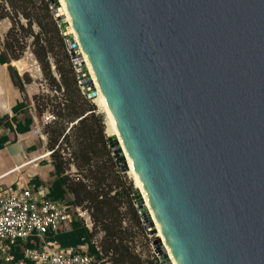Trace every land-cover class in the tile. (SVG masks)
<instances>
[{"label":"water","instance_id":"95a60500","mask_svg":"<svg viewBox=\"0 0 264 264\" xmlns=\"http://www.w3.org/2000/svg\"><path fill=\"white\" fill-rule=\"evenodd\" d=\"M48 2L162 264H264V0Z\"/></svg>","mask_w":264,"mask_h":264},{"label":"trees","instance_id":"16d2710c","mask_svg":"<svg viewBox=\"0 0 264 264\" xmlns=\"http://www.w3.org/2000/svg\"><path fill=\"white\" fill-rule=\"evenodd\" d=\"M10 20L11 28L9 29L4 45V51L0 55L2 64H11L13 60H19L26 51L23 39L32 36L34 38L35 49L34 53L42 65V69L47 76L51 86L57 92L62 93V99L51 102H42L43 96L35 95V109L42 115L47 109L48 105L54 108L55 116L58 121H51L46 126L51 127L54 124L55 129L51 130V143L49 146L54 151L53 166H54V180L50 185L49 198L55 201L68 200L69 204L82 206L88 205L89 211H92V218L95 225H101L104 238L101 245L103 255L97 252L94 244V231H90L79 220H74L70 231H63L48 240L54 241L57 245L63 248H77L78 246L88 245L91 255H96L101 264H106L105 259L110 256L111 264H144L142 259L133 251L126 243L122 236V218L120 217L119 199L123 194L113 192L112 188L108 189L105 186L107 181V174L111 171V166L114 162L108 150V141L105 134V127L103 125V117L96 120V106L90 99L84 95L82 88L78 84L77 77L73 69L70 74L66 75L63 70L59 69L61 75V82L58 83L53 77L51 68L47 61L48 50L43 43L41 35L46 30L44 21L47 20L53 26V31L58 35L61 44L65 46L63 36L61 37L59 26L51 14L48 0H0V21ZM26 21V24L23 23ZM41 29V32L34 35L32 31L33 25ZM28 27V28H26ZM19 32L25 33L22 39L19 37ZM9 52V53H8ZM11 52V53H10ZM10 72L14 84L25 92V85L22 83V78L15 68L10 66ZM25 84L31 83V78L27 74L23 76ZM49 101V100H48ZM26 102L19 103L15 108V112H20L27 109ZM42 121V120H40ZM3 119H0V126H5L6 133L0 136V150H3L8 144L15 143L18 134H26L31 131L34 124L32 116L19 121L16 117L12 122H7L4 125ZM76 123V124H75ZM2 124V125H1ZM73 125L71 128L70 126ZM68 131V133H66ZM11 134L14 141H11ZM74 137V142L70 139ZM62 139L61 144L57 150L55 146ZM65 142L73 148L70 153L73 157V165L77 170L84 172V179L95 180V187H91L84 179L72 181L66 175L65 162L62 155H60L59 148ZM31 151L36 148L32 146ZM97 158H103L104 163H101ZM111 164V166H109ZM33 183L38 187L43 185L39 178H35ZM72 195L73 198H69ZM136 216V213L133 212ZM38 245V241L30 242L17 250L13 251L16 261L23 260V251L25 248H31Z\"/></svg>","mask_w":264,"mask_h":264},{"label":"rangeland","instance_id":"374dc122","mask_svg":"<svg viewBox=\"0 0 264 264\" xmlns=\"http://www.w3.org/2000/svg\"><path fill=\"white\" fill-rule=\"evenodd\" d=\"M50 10L51 14L53 15L54 19L56 20L57 14L54 13V10L52 9L51 4ZM10 23L11 28V22L10 20L6 19ZM23 23L26 24V21L23 20ZM57 23V22H56ZM44 25L46 26V30L43 31V34L41 35V38L43 39L44 45H46L48 50V56L47 61L49 63V66L51 68V72L53 77H55L56 81L58 83L61 82V75L59 72L60 70H63L66 75L70 74V70L73 69L75 72V75L78 80V84L80 85V76L77 73L76 64L70 55V52L67 47V43L65 42L64 36L60 30L61 37L63 36L64 39V45L61 44L62 41L58 38V35L53 31V26L49 23V21L45 20ZM58 25V24H57ZM28 28V27H26ZM60 29V28H59ZM32 31L34 32V35L41 32V29L34 23ZM25 33L19 32V37L22 39L25 37ZM4 41H6V36ZM24 46L26 47V51L21 56L19 60H13L14 67H17L16 71L19 70L22 73L20 76L22 78V83L25 84L23 80V76L27 74L29 78H31V83L28 86L29 95L31 97L29 98L26 94L24 102L28 104V107L26 109V117L33 116L36 119V122H34L31 133L29 137H33V141L35 143L34 147L36 148L35 151L28 152L27 149H25V143L24 140H20L19 142L10 143L6 149L0 151V174H3L4 172L23 164L24 162L33 161L32 159H35L34 157H39L40 160L29 165L23 166L20 170L12 174L11 176L4 178L3 183L9 184L11 181L16 180L19 177V180H22L23 182L25 179H30L31 175L34 174V172H37L36 174L40 175L43 180V185L50 187L54 180V166H53V155L52 153L54 151L51 150V147L49 144L51 143V130L55 129V126L53 123H51L50 126H46L44 122L49 121H58V119L55 116L54 108L52 105H48L47 109L40 115L37 110L35 109V102H34V96L40 95L43 96L45 100L40 99L42 102H55V100L62 99V93L64 92H57L54 90V88L51 86V83L48 81L47 76L45 75L42 65L40 64L39 60L37 59L34 49V38L32 36H29L28 38L23 39ZM5 45V42H4ZM9 53V52H8ZM11 53V52H10ZM19 69V70H18ZM71 76V74L69 75ZM90 99V98H89ZM49 100V101H48ZM90 101L96 106V120H100V117H103V125L105 127V134L106 136H112L110 134V127L108 125V119L105 114L104 109H102L96 102L90 99ZM52 103V102H51ZM42 120V121H40ZM39 124V125H38ZM71 128V126H70ZM68 133V131L66 132ZM4 134V133H3ZM2 134V135H3ZM11 141H14L13 135L10 137ZM18 138H16V141ZM74 137L70 139V142H74ZM62 139L58 142V145L55 146L54 150H57L59 145L61 144ZM108 150L110 152V156L114 162L113 166H111V171L107 174V181L105 183V186H108L109 188H112L113 192L112 195L116 192H120L123 194V197L119 199V206H120V217L122 218V231H123V237L125 239V243L133 250L135 253L142 259L144 264H162L160 260V251L157 247L158 237H157V230H153V228L149 225V223L145 220V218L141 215L139 211L140 204L139 201L134 196V190L136 188L135 181L133 179L132 174L130 173V170L123 171L122 165L118 164L115 157L113 156V151L109 147L108 143ZM30 151V149H29ZM60 155H62L63 161L65 162V168H66V175L70 177L72 181H78L84 179V172H81L76 169V167L73 165L74 160L71 156V152L73 151V148L69 145H66L65 142L61 145V148H59ZM41 156H45V158H41ZM101 163H104L103 158H97ZM47 164V165H46ZM51 165V166H49ZM128 165V163H127ZM129 168V166H128ZM130 169V168H129ZM35 179V178H34ZM32 180V179H31ZM84 181L93 188L95 187V180H87L84 179ZM17 189H23L22 185L18 184ZM69 198H73L72 195H68ZM138 202V203H137ZM81 207L83 210H89L87 207L88 205L84 204ZM92 212V211H90ZM136 213V216L134 213ZM92 214V213H91ZM93 219V218H92ZM148 220L150 218L148 217ZM94 222V220H93ZM151 222V221H150ZM152 223V222H151ZM155 227V226H154ZM156 229V228H155ZM71 227L67 231H70ZM93 231L95 232L94 235V243H96L99 247L102 245V241L104 238V233L102 232L101 225L98 224L97 226H93ZM165 252V250H164ZM110 256L105 259L106 264L110 263Z\"/></svg>","mask_w":264,"mask_h":264},{"label":"built area","instance_id":"2783aa9c","mask_svg":"<svg viewBox=\"0 0 264 264\" xmlns=\"http://www.w3.org/2000/svg\"><path fill=\"white\" fill-rule=\"evenodd\" d=\"M50 122L47 119L44 123ZM4 176H0V182ZM49 193L50 187H37L32 181L23 189L0 183V264H101L96 255L90 254L88 245L63 248L48 240L67 231L74 220L81 221L91 232L94 226L89 210L71 205L68 200H52ZM36 240L38 245L25 248L23 260L16 261L13 251Z\"/></svg>","mask_w":264,"mask_h":264},{"label":"crops","instance_id":"0c3cea01","mask_svg":"<svg viewBox=\"0 0 264 264\" xmlns=\"http://www.w3.org/2000/svg\"><path fill=\"white\" fill-rule=\"evenodd\" d=\"M9 29H10V23L7 20L0 21V55H1V53H3V51L5 49L4 48V42H5L4 39H5V36L7 37V33L9 31ZM10 66L17 69V67H14L15 65H13V62H11V64L9 65L7 63L2 64L0 61V119H3V123H2L3 125L7 122H10V121L12 122V119L14 117H16L19 121H23L25 118H27L26 117V109L17 113V112H15L14 108L19 103L24 102L26 94L28 95L29 98L31 97V95H29V91H28L29 84L25 85V92L24 93L21 92V90L14 84L12 76H11V72H10ZM20 72L21 71L19 70L18 74L20 76H22L21 75L22 73H20ZM33 119H34V122H36V119L34 117H33ZM0 131L5 134L6 133L5 126H0ZM30 133H31V131L26 133V134H18L17 135L18 140L16 141V142H19L20 140H24L25 149H27L28 152H32L31 150L29 151V149L35 145V143L33 141V137H29ZM7 146L4 149H6ZM0 151H2V150H0ZM34 158L35 159H32L33 161L24 162L23 164L18 165L16 167L4 172L3 174H0V176L6 175V176H4V178H7V177L11 176L12 174H14L15 172H17L18 170H20L21 168H23V166H25L26 164L27 165H29V163L35 164V162L40 160V156L34 157ZM41 158L43 159V158H45V156H41ZM35 166H36V164H35ZM49 166H51V165H49ZM36 173L37 172H34V174H32L30 176L31 178L25 179L24 182L22 181L24 178L22 180H19V177H18L16 180L11 181L9 184L2 182L4 178L1 180L0 183H2L6 187L14 186L16 188L18 184H20V185H22V187H24L28 182H30V181L33 182L34 178H39L41 181L43 180V178L39 174L37 175Z\"/></svg>","mask_w":264,"mask_h":264},{"label":"bare ground","instance_id":"6f19581e","mask_svg":"<svg viewBox=\"0 0 264 264\" xmlns=\"http://www.w3.org/2000/svg\"><path fill=\"white\" fill-rule=\"evenodd\" d=\"M58 12V15H61V16H64L65 17V15H64V13H63V11H62V8L60 7L59 8V10L57 11ZM65 22L67 23V20H66V18H65ZM68 31H69V34H71V37H72V39H73V41L75 42V40H74V38H73V35H72V33H71V30H70V28H68ZM79 54H80V52H79ZM82 71H83V73H87L88 74V71H87V69H86V67H85V64L83 63V66H82ZM89 75V74H88ZM92 81V80H91ZM94 102H96L102 109H104L103 108V106H102V104H101V101H100V99H99V97H98V94H96V96L92 99ZM105 111V110H104ZM106 114V113H105ZM107 116V115H106ZM107 119H108V117H107ZM108 125H109V127H110V134L111 135H113V136H115V133H114V131H113V129H112V127H111V124H110V122H109V120H108ZM115 138H116V136H115ZM117 139V138H116ZM119 148H120V150H121V147H120V145H119ZM123 156H124V154H123ZM130 170V169H129ZM130 173H131V170H130ZM132 174V173H131ZM133 176V175H132ZM133 179H134V177H133ZM135 181V180H134ZM135 185H136V189L138 190V192H139V197H140V200H138L139 202H140V204H142V205H144L145 207H146V205H145V203H144V200H143V198H142V196H141V193H140V191H139V189H138V186H137V184H136V182H135ZM147 208V207H146ZM149 213V212H148ZM148 217L150 218V220L149 221H151L152 222V224L154 225V223H153V221H152V219H151V216H150V214H148ZM157 237H158V239L160 240V245L162 246V249H163V251L165 250L164 249V246H163V244H162V242H161V239H160V237H159V235L157 234ZM165 253H166V251H165ZM166 258L169 260V257H168V255H167V253H166Z\"/></svg>","mask_w":264,"mask_h":264}]
</instances>
